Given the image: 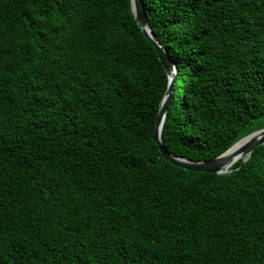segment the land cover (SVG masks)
I'll list each match as a JSON object with an SVG mask.
<instances>
[{"label": "trees", "instance_id": "obj_1", "mask_svg": "<svg viewBox=\"0 0 264 264\" xmlns=\"http://www.w3.org/2000/svg\"><path fill=\"white\" fill-rule=\"evenodd\" d=\"M142 4L176 68L164 148L263 129L264 0ZM167 86L130 0H0V264H264V144L167 162Z\"/></svg>", "mask_w": 264, "mask_h": 264}, {"label": "water", "instance_id": "obj_2", "mask_svg": "<svg viewBox=\"0 0 264 264\" xmlns=\"http://www.w3.org/2000/svg\"><path fill=\"white\" fill-rule=\"evenodd\" d=\"M132 13L141 31L155 47L158 59L168 76V86L161 101L158 115L155 122V129L152 140L157 144L162 158L167 162L181 167L187 171L205 172L208 174H224L229 172V168L236 161L242 162L251 154L254 148L264 144V128L258 130L236 142L227 151L210 161L193 162L171 155L163 146L161 139V129L164 123L167 106L172 99L174 83L176 78V68L171 62L167 53L155 40L149 27L142 0H130Z\"/></svg>", "mask_w": 264, "mask_h": 264}]
</instances>
